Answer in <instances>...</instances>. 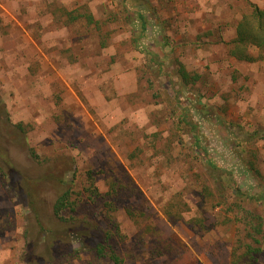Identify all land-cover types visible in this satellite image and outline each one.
Returning a JSON list of instances; mask_svg holds the SVG:
<instances>
[{
    "label": "rangeland",
    "instance_id": "374dc122",
    "mask_svg": "<svg viewBox=\"0 0 264 264\" xmlns=\"http://www.w3.org/2000/svg\"><path fill=\"white\" fill-rule=\"evenodd\" d=\"M254 7L0 0V264H264Z\"/></svg>",
    "mask_w": 264,
    "mask_h": 264
},
{
    "label": "trees",
    "instance_id": "16d2710c",
    "mask_svg": "<svg viewBox=\"0 0 264 264\" xmlns=\"http://www.w3.org/2000/svg\"><path fill=\"white\" fill-rule=\"evenodd\" d=\"M253 13L254 16L251 17L250 19H246L242 22H240V24L237 26L236 29V34H237V39L236 41L239 42L238 44H252L254 45V47H261V34L264 30V10H259L258 8L254 7L253 9ZM91 16L87 15V21L90 23ZM254 22H256V24H253ZM142 29H144L145 27V23H142ZM259 35H261L260 37H258ZM237 49H240L239 51L241 52L242 49L241 47H238ZM236 59L239 60H245V61H250L252 60V57L250 56H242V55H236ZM183 72V67L182 70H180L181 73V77H186L185 73ZM19 129L23 130V128L21 126H18ZM22 133H25L24 131H22ZM29 154L30 156L34 159V161H36V163H41L38 156L34 153V151L29 147L28 148ZM91 178V177H90ZM90 178L88 179L90 181ZM90 184H88V187L86 189H90ZM70 194V190H66L64 191L59 197H57V199L55 200L53 206H52V213L53 216H55L58 220H63V218L61 217V213L66 209L69 208L70 211L74 212V208L73 206L70 205V200L68 199V196ZM74 203V202H73ZM75 204V203H74ZM69 206V207H68ZM254 230H256V234L258 233V228L257 226L253 228ZM252 234H250L251 236ZM106 236V241L108 240V236ZM255 241L257 242V240L255 239ZM248 251H253L254 253L259 252L258 249H254L249 247ZM96 252H98L99 254L103 253V248H101V245H98L96 247ZM108 258L114 263V264H121V259L109 248V254H108Z\"/></svg>",
    "mask_w": 264,
    "mask_h": 264
}]
</instances>
